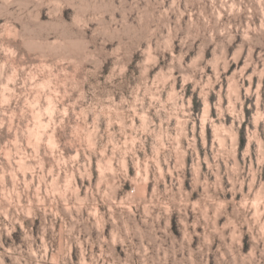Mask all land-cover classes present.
<instances>
[{"label": "clouds", "instance_id": "1", "mask_svg": "<svg viewBox=\"0 0 264 264\" xmlns=\"http://www.w3.org/2000/svg\"><path fill=\"white\" fill-rule=\"evenodd\" d=\"M0 264H264V0H0Z\"/></svg>", "mask_w": 264, "mask_h": 264}]
</instances>
